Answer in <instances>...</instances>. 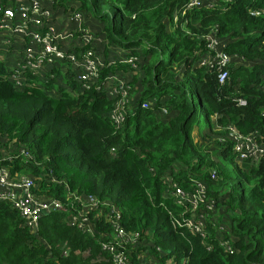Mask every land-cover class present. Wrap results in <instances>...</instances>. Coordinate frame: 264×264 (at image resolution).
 <instances>
[{
  "label": "trees",
  "instance_id": "16d2710c",
  "mask_svg": "<svg viewBox=\"0 0 264 264\" xmlns=\"http://www.w3.org/2000/svg\"><path fill=\"white\" fill-rule=\"evenodd\" d=\"M188 1L58 0L65 9L77 3L110 47L138 57L133 68L108 50L101 79L131 77L132 111L117 130L110 120L114 100L104 89L84 91L55 70L43 83L30 75L36 86L20 90L0 62V167L34 177L36 195L69 205L71 213L79 207L70 193L118 208L121 226L140 235L131 264H264V158L239 164L231 141H216L214 149L202 142L225 135L216 127L231 126L243 135L261 134L264 143V13L253 15L264 11V0H213L212 7L183 12ZM211 33L225 53L244 59L228 68L224 85L217 68L201 63ZM150 100L155 107L144 109ZM162 108L169 114L162 115ZM199 111L207 134L198 126ZM21 147L33 162L10 160L11 148ZM167 176L187 191L195 182L205 186L214 206L200 209L205 238L183 225L185 208L168 193ZM108 212L101 207L90 213L97 228L92 236L71 226L64 212L42 218L33 233L18 210L0 202V264H116L102 246L108 241L102 235L113 233L105 223ZM232 238L233 254L220 242Z\"/></svg>",
  "mask_w": 264,
  "mask_h": 264
},
{
  "label": "built area",
  "instance_id": "2783aa9c",
  "mask_svg": "<svg viewBox=\"0 0 264 264\" xmlns=\"http://www.w3.org/2000/svg\"><path fill=\"white\" fill-rule=\"evenodd\" d=\"M57 1L8 0V5L0 1V36L4 38L7 51H12L13 54V60L8 65L10 71L8 79L17 89L24 90L27 87L36 86L28 80L30 75L36 76L43 83L47 82L50 77H55L52 74L53 71L61 70L64 77L70 76L84 91L104 89L107 96L114 100L110 120L116 129L120 130L131 113L135 100L130 82L121 73L110 74L104 81H101L102 71L107 63L96 51L95 46L103 43L105 39L96 37L85 27L83 15L77 10H72L67 19L66 28L68 29L58 27L57 18H55ZM213 2V0H189L183 12L192 8L212 7ZM261 12L264 13L260 11L253 15L259 16ZM69 23L71 29H69ZM206 40L208 54L203 57L201 63L207 67L217 68L219 84L224 85L229 79L228 68L233 64H242L244 59L225 53V44L219 41L215 33L208 35ZM124 61L131 64L133 68L139 64L136 56L128 57ZM0 62L4 63V59H0ZM67 89L71 91L70 87ZM155 103V100L146 101L142 107L153 109ZM237 104L246 106L247 103L244 100H238ZM161 113L164 116L169 114L166 108H162ZM262 115L264 117V110ZM215 130H224L225 135L216 136L214 139L205 137L206 145L211 141L213 144L210 146L214 149L216 141L221 144L227 140L231 141L236 161L239 164L246 161L257 164L264 158V143L261 134L243 135L231 126L225 129L216 127ZM9 157L10 160L13 157L23 158L25 162L34 160L30 151L25 147L11 148ZM166 179L168 193L176 204L185 208V211L181 213L183 225L186 229L205 238V216L200 209L207 205L209 209H214L213 203L207 200L205 186L200 182H195L193 189L187 191L179 186L171 176H167ZM49 180L57 181L55 177H50ZM36 187L34 177L15 176L8 167H0V202L10 203L18 210L25 226L31 232L37 231L39 221L45 216L54 212H64L68 214L71 226L92 236L97 233V228L89 215L100 210L101 207H106L109 212L105 223L110 224L113 233L106 232L102 235L103 238L108 239L102 242L103 249L113 256L116 264H131L129 253L138 247L140 235L130 233L121 226V213L118 208L108 202L101 203L93 195L70 193L68 199L76 201L74 206L76 207L77 203L79 207L76 213H71L69 205L36 195L34 192ZM72 209L74 210L73 207ZM98 219L99 215H95L94 220ZM220 242L227 252L231 254L235 252L234 238L223 239ZM146 259H148L146 255L140 258L142 262ZM174 262L170 260L168 264H175Z\"/></svg>",
  "mask_w": 264,
  "mask_h": 264
},
{
  "label": "crops",
  "instance_id": "0c3cea01",
  "mask_svg": "<svg viewBox=\"0 0 264 264\" xmlns=\"http://www.w3.org/2000/svg\"><path fill=\"white\" fill-rule=\"evenodd\" d=\"M0 1L3 3L6 2L7 5L9 4L8 0H0ZM57 4H58V1L55 5V18H57L56 23H57L58 27H60L62 29H68V28H66L67 19L70 15L72 9L71 8L65 9L64 7H58ZM71 6H73L72 7L73 9L75 8L74 10H77V7H79L77 3H73ZM83 18H84L85 27H87L96 37L103 39V37L99 36L100 35L99 34L100 26L94 20L86 19L85 16H83ZM69 27H70L69 29H71L70 23H69ZM5 47L6 46L4 44V38L0 36V59H4V63L6 65H10L11 61L13 60V54H12V51H7V49ZM95 49L105 60L107 59L106 53L108 52V50H110V53H109L110 57H112V55L114 54V57H117V59L121 58L124 60L127 58V54H128L127 51H125L121 48L110 47L108 42L105 40L103 43L97 44L95 46ZM2 57H4V58H2ZM110 57H108V58H110ZM130 78L131 77H128L129 81H130ZM198 133H199V131L197 129L196 132L194 133L196 137L198 136ZM148 264H152V261L150 260V262Z\"/></svg>",
  "mask_w": 264,
  "mask_h": 264
},
{
  "label": "rangeland",
  "instance_id": "374dc122",
  "mask_svg": "<svg viewBox=\"0 0 264 264\" xmlns=\"http://www.w3.org/2000/svg\"><path fill=\"white\" fill-rule=\"evenodd\" d=\"M91 20H93V18L91 17L90 18ZM167 57V54L165 55V58ZM197 101V99L195 98V102ZM198 118H199V123H198V126H199V128L203 131V132H201L202 134L203 133H208V131H206L207 130V127H208V124H207V121H206V118H205V115H204V113H202L201 111H199V114H198ZM206 133V134H207ZM211 137H212V139H214L215 137L214 136H212L211 135ZM209 141V140H208ZM202 142L206 145V140H203L202 139ZM209 143L210 144H208V145H212L213 144V142H211V141H209ZM227 166H228V168H230V169H233V165L231 164V163H227Z\"/></svg>",
  "mask_w": 264,
  "mask_h": 264
}]
</instances>
